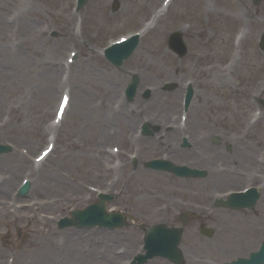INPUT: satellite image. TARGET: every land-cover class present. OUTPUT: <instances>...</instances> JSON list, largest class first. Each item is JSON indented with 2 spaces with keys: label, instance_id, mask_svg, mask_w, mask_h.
Here are the masks:
<instances>
[{
  "label": "rangeland",
  "instance_id": "rangeland-1",
  "mask_svg": "<svg viewBox=\"0 0 264 264\" xmlns=\"http://www.w3.org/2000/svg\"><path fill=\"white\" fill-rule=\"evenodd\" d=\"M98 1L99 0H94L93 4L83 12L85 18L82 29L84 42L81 47L84 49V57L80 61L79 66L87 65L90 71L87 72L86 70L83 72L79 68L74 70V82L78 86L73 89L74 104L77 103L80 97V99H83L85 108L81 115L75 113L74 110L69 117L68 123H66L59 132V149L67 145L68 152L63 153L61 150H58V155L52 156L50 159V161L52 160V163L60 169L58 172H55L60 178L62 177L60 175L62 174V170L68 172H66V174L70 175V178H68L69 180H67V182L75 177L77 182L81 181L84 183L86 181L95 184L96 179L94 177L92 164L97 162V160L94 158L93 151L94 148L96 149L99 139L97 138V142L94 139L98 134L100 135V133H98V126L94 124L91 125L90 123L92 122L87 124V120L84 116H86L85 109L88 108V115L91 118H96L93 102L96 98H106L107 93H99L98 89L93 88L97 86H92L91 83L101 78L105 85L108 83L104 75L116 76L117 78L120 76L118 70L106 64L97 52L96 54L92 53L86 46L90 45L93 50L98 51L97 48H100L106 39L111 37L116 38L125 28L130 27V25L135 22L141 24V21L148 17L154 6L161 0H119V10L115 13H113L114 11L112 9V0H104L106 2L104 6L97 3ZM0 2L4 3L3 0H0ZM62 2L63 0H36L34 8L31 11L32 16H35L39 20L38 25H43L45 21L58 27L59 33L54 39L45 38L46 35L41 34L39 32L40 27H37V31L39 32L38 35L39 37H44L43 40L37 39L38 41H36L34 38L32 40L30 39L26 42L25 46H23L21 52L16 55H7L6 51L9 52L6 45L8 39L5 33H2L4 39L2 40L0 38V46L3 45L2 48L5 50V54L8 57L4 59L2 58L4 56L0 55V59L4 65H10V68L7 69L3 65V69L7 71L8 79H3L0 72L1 141H14L19 146H26L29 150H32L34 146L36 147L38 145L40 148L46 141L45 124L52 118L58 100V96H56L57 93L54 92L57 86L58 76L53 75L52 78L49 75L45 76L44 74L47 72L45 71L47 66H44V64L45 60H58L59 54L67 49L71 42L69 40L72 36L71 23L68 22L64 14ZM130 7L132 8L129 12L128 9ZM98 8L100 9L98 11L99 19L104 15V10H106L107 14L113 17L110 21L116 27L107 26L105 28L102 26L104 22L98 21L97 19L96 11ZM238 18L242 20L239 21L237 20ZM184 22H190L191 29H194L191 33L192 56L179 59L173 52L170 54L171 52L169 53L167 51L166 37L170 28L173 26L181 27ZM241 24L245 25V28L247 27L250 32H254H252L253 35L251 33L249 34L250 37L244 44L242 58L237 62L234 75L235 85L228 82H226V84L217 83L215 75L219 71V66H223L226 61L229 50L228 46H232L233 36ZM263 29L264 1L255 4L253 0H241V3H238V0H175L169 15L159 20L158 29L154 30L152 35L146 36L138 52L129 61V66L133 69L141 70L150 76L147 80L148 83L161 82L171 77L176 78L177 76L183 81L186 77L185 75L192 74L193 76L191 77L199 80L198 84L200 88L207 94L206 98H204L202 95L203 92L200 90L199 96L195 100L193 108L194 117H198L194 123L195 129H197V124H199L200 127L206 126L205 123H198L199 120H207L209 123L215 125V130L224 131L226 133L231 131L239 132V128L242 127L241 115L245 110L239 109L236 114L229 110L235 103H247V99L249 96L251 97V93L264 98V73H262V69L264 71V51L262 52L258 46V39ZM61 38H64V41L59 40ZM18 59L27 60V65L25 62L21 66H17L15 62ZM88 59L90 65L89 61H87ZM215 63L217 66L214 72L210 73V66H214ZM176 71L179 72L176 73ZM105 72L107 73L105 74ZM81 75L84 76V79L80 78ZM126 78L124 80H126ZM118 80L120 79L118 78ZM210 97L214 101L209 99ZM174 99L175 102L173 104L177 106L175 108L176 111L180 107V95ZM138 103L141 104L142 101H138ZM127 109V107L124 108V110ZM172 111H174V109H172ZM223 112H226L224 116ZM4 120H9V122L5 123L3 122ZM75 124H77V126L73 129ZM245 127L249 128V125L245 124ZM126 131L127 130L124 128L122 132L123 135ZM245 132L248 134L246 146L249 150L256 152L258 148L264 146V120L257 123L252 128L246 129ZM38 135L39 137L37 138ZM72 137H79L80 140L73 142ZM65 142H67V144ZM35 147L34 154L37 152L35 151ZM73 151H77L75 156H73L74 161L71 163L66 162L65 159H68L69 154ZM236 154L238 157L242 156L237 150ZM151 158L153 157H149V160ZM147 160L148 159L142 155L136 166L132 163H128L129 165L122 170V181L117 187L121 197L117 202L119 207L116 209L120 210L122 213L128 212L126 214V220L128 222L131 221V216L137 215H139L144 222H147L146 218L150 213L154 212L155 207L162 205V200L157 198V194H160L165 189L168 191V189L172 187L181 186V188H183V186L188 185V192L195 187L198 188L200 192H206L213 197V194L216 195V193H220V191L240 186L232 183L230 185L228 183L216 184L215 175L224 177L226 175L224 173L211 174L212 178L207 180L206 178H193L185 181L172 175H170L171 177H167L162 173L158 176L160 179L155 178V175H152L150 178L145 176L142 179H135L136 175L134 171L136 169H148L145 165ZM201 167H205V165ZM4 168H6L5 165L1 164L0 174L5 173V171H3ZM24 168L25 166L21 168L19 174L15 177L16 180L12 184L11 190L16 185L18 186ZM227 179L228 178H224V180ZM69 183L72 184L71 181ZM81 187L80 194L82 193L83 185H81ZM62 190L67 191L68 189L64 188L60 191ZM72 190L78 192L77 189L73 188L69 191ZM151 190H156L155 197H153L152 194L150 195ZM47 193L49 195H55L59 192L52 191ZM138 195L144 196L148 200H152V202L146 205L147 202L145 200H137ZM201 195L203 197L200 196L197 198L200 203L205 202V195ZM80 199L81 198L73 200L70 198L71 201L67 199L63 201L64 203H58V209L56 207L54 215L48 214V216L45 217L48 212V209H46L42 218H40V213L33 209L25 211L20 209L17 213L14 211V207H9L8 210L0 214V257L2 263L12 254L21 252L23 245H29V249L35 252V258H37V250L40 248L39 243L45 241L46 238L44 237L47 235L50 227L53 228V232L50 236L53 239V249L56 251V244L58 241L57 234L67 232L57 227L58 217L68 215L70 210L78 207V203L81 202ZM169 201L170 199L166 201V203ZM126 203L130 205L127 211L123 209V204ZM259 207L261 209L258 208L256 212L245 211L243 214L234 212L232 216L223 215V218L229 222L225 235L228 236L230 242L235 245L238 244L236 242L235 233L237 230H242L244 241H252L251 246L257 245L259 234L249 233L250 230L247 224L255 220V213L256 215H260L261 218H264V203L260 204ZM176 209L177 207L174 211L169 213L170 218L167 221V225L169 226L181 225V220L176 215ZM34 213L37 214L35 217ZM185 213L188 217L192 216L191 212L188 210H185ZM164 215L166 216L165 211ZM198 217L192 216V219L189 217L193 221L187 225V239L183 245V249L186 250L187 248L191 250L192 253L195 252V255L198 254L199 257L204 256L206 260L205 263L207 264H211L210 257L213 255H218L217 259H229L232 256L231 253L224 252L219 255V249L216 246L214 247V244L221 238L220 236L211 239L205 236L200 237L195 234L196 230L201 226V223L207 226L214 218L218 217L213 216L206 219L204 222L200 220V223L199 221L194 222V219ZM130 226H134V224L130 223L129 226L123 228L126 229ZM136 226L139 227L138 224L135 225V227ZM70 231L71 229L67 233ZM141 233L142 228H137V236H140ZM260 237L264 238V234L262 233ZM81 239L82 237H80L79 241H81ZM246 245H249V243ZM97 248L99 249L100 246H97ZM242 252H244L243 249ZM74 259L73 257V261ZM152 263L156 264L154 262Z\"/></svg>",
  "mask_w": 264,
  "mask_h": 264
},
{
  "label": "bare ground",
  "instance_id": "bare-ground-1",
  "mask_svg": "<svg viewBox=\"0 0 264 264\" xmlns=\"http://www.w3.org/2000/svg\"><path fill=\"white\" fill-rule=\"evenodd\" d=\"M3 1L6 4L2 3L4 5L3 6L0 5V37L1 38L3 37L2 34H1V31H4L5 28H8V27H10L13 24V22H12L13 20L10 17V9L7 8V5H9L8 2H10V0H3ZM32 6H30V8L29 9L27 8V9L30 10L32 8ZM131 8L132 7H130L128 9L129 12H130ZM105 13H106V11L104 10V15H105ZM102 20L104 21L103 18H102ZM110 24L113 26L112 23H110ZM28 32H29L28 29L24 30V33H28ZM22 40L25 41V40H27V38H22ZM0 55H3V56L6 55L5 54V50L2 48V46H0ZM25 62H26V65H27V63H28L27 60L18 59L15 62V64L17 66H21ZM1 65L3 66V64H0V72L3 75L2 77L5 78V79L6 78L8 79L7 71L4 70L1 67ZM6 66H7V64H6ZM57 70L58 69L56 67H54V66L53 67L52 66L47 67V69L45 70L47 72L44 75L45 76L49 75L52 78L53 74L57 73ZM87 71H89V69ZM149 77L150 76H148L147 79ZM139 79L144 80L145 78L140 77ZM91 84H92V86H97L100 89V91L104 92V93L106 92V88L107 87L111 90V87L109 85H106L103 88L102 79H98V81H93ZM111 93L113 95L114 88L111 90ZM171 96L173 98H176L177 96H179V91L178 90L174 91L171 94ZM108 100H109V97H108ZM155 101L156 100L153 99V100H151L150 103L154 104ZM135 102L133 103V105H131V110L133 112H135V113L137 112L141 116H144L145 113L141 110V107L140 108L138 107V105ZM81 106L85 107V105L83 103V99L82 98L80 99V97H79L78 100H77V103H76L77 110H79V108ZM83 107H81V110H82ZM85 111H86V118L88 119V121L92 122L90 124L91 125H93V124L97 125L101 132L105 131V129L103 127V121L101 120V118H97V120L96 119H92L91 120L90 116L87 113L88 108H86ZM118 119H119V121H124V118H119L118 117ZM116 123L118 125L117 128L119 129L118 135H120L122 133V129L123 128H121V124H119L118 121ZM38 137H39V135L37 136V138ZM107 137H108V139H111V137H109L108 134H107ZM219 149L221 151H223L222 147H220ZM154 152H155V150L153 149L152 144L148 142L147 146L145 147L144 154L148 155V153H154ZM22 156L23 157H21L20 155H18V153L14 152V151H12L9 154H4V155L0 156V165L4 164L5 167H6L4 169H7L9 172H11V173L13 172V174H14L9 179L4 178V180H3L4 182L0 185V195L6 194V193H8V191L10 193L12 192L11 186L16 180L15 177L19 174V172H20V170H21V168L23 166H27L29 164V160L30 159L28 157L24 156V155H22ZM32 165L35 166L34 165V161H33ZM37 168H39V166ZM136 174L137 175H136L135 179H139V178L142 179L145 176H148L147 178H150L152 176V175H150L148 173H145L143 171L137 172ZM155 177H157V176H155ZM215 177H216L215 182H220V181H223L224 178H230L231 176L228 174V175H225L224 177L219 176V175H215ZM158 178H160V177H158ZM69 182H67V180H65V178L64 179L62 177L60 178L58 175H56L55 172H45V174H43L39 178H35L32 182H30V185H29L30 193L29 194L32 197H34L35 199H39L42 202V205L44 206V212H46V209H48V212L45 215V217H47L48 214L49 215H54V213L56 212V207L60 204L59 202L61 200H59V202H56V199L53 198V197H59V198L63 197L65 199L69 195V192H71L69 190L72 189V188L75 189L74 188L75 185L73 186V184H70ZM229 182L230 181H226V183H229ZM64 188H67L68 190L67 191H65V190L60 191L61 189H64ZM76 189L79 190L80 188L77 187ZM184 190H186V189H184ZM52 191H57L59 193L55 194V195H49L47 193V192H52ZM138 199L141 200V201L145 200L147 202L146 205H148V204H150L152 202L151 200H148L144 196H138ZM57 203H59V204H57ZM3 208H4V205H2L0 203V211H2ZM57 209H58V207H57ZM153 217H154L153 213H150L148 215V219H150V220ZM52 229H53L52 227L49 228L47 235L44 237V238H46L45 241L43 243H39L40 248L37 250V258H35V260H34L35 262H33V263H29V262H26V261L24 262L23 260L27 259L25 257L26 256H30V254L27 251H23V252H20V256L22 258L18 257L17 263L18 264H20V263L21 264H58V263L59 264H69L68 262L70 260L71 264H78V262H80V258L79 257L80 256L81 257H85V255H86V257H87L86 262H88V260L90 262V259H91L92 261L99 262L100 264H113V261H111L109 256H108V252L110 253V251L111 252L113 251L114 243L112 242V240L114 238L119 237V236L115 235L114 233H107L108 238H105L103 240V244L108 246V252L106 253L107 255L97 256L98 248H97V244H95V243H99V242L102 241V235L101 234H99V236L94 238L93 240H91L90 238L87 239L88 242L90 241V242H94V243H93V245L91 247L92 249L90 250V252L84 253L80 249V247H81L80 245H82L81 241H83V240L82 239H81V241H79V240H80V237H82V238L84 237L82 235V233H84V231L88 233V231L86 229H82V231L81 230L80 231L79 230H75L73 234H72V231H71V232H69V241H68V245H67L66 249L64 250V252L59 253L57 250L55 251V249H53V242H52L53 239L50 236V234L53 232ZM70 229H71L70 227H67L66 231L68 232V230H70ZM263 232H257L256 230L249 231V233H251V234H256V233L257 234H261ZM222 234L223 233H221L220 235H222ZM48 235H49V237H48ZM130 235H131L130 233L126 234V235H123V240L127 241L128 244L130 245V247H133L134 246L133 244L135 243L136 239L130 237ZM55 243H56V239H55ZM215 246L219 249V255L221 253H224V252L239 253V251H240V248L237 245L233 244L232 242H229V238H228L227 235L223 236L220 239L219 242L215 243ZM188 253H189V251L186 250L184 255L187 256ZM54 255H55V258H54ZM73 257L75 258L74 261H73Z\"/></svg>",
  "mask_w": 264,
  "mask_h": 264
}]
</instances>
